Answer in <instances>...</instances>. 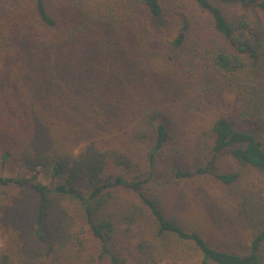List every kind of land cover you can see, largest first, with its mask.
I'll list each match as a JSON object with an SVG mask.
<instances>
[{
	"label": "trees",
	"instance_id": "16d2710c",
	"mask_svg": "<svg viewBox=\"0 0 264 264\" xmlns=\"http://www.w3.org/2000/svg\"><path fill=\"white\" fill-rule=\"evenodd\" d=\"M0 4V264H264V0Z\"/></svg>",
	"mask_w": 264,
	"mask_h": 264
},
{
	"label": "rangeland",
	"instance_id": "374dc122",
	"mask_svg": "<svg viewBox=\"0 0 264 264\" xmlns=\"http://www.w3.org/2000/svg\"><path fill=\"white\" fill-rule=\"evenodd\" d=\"M1 5V4H0ZM223 10L228 13V14H231V13H242L243 11H246L244 9H242L240 6H222ZM250 13H253V14H256V11H254L253 9H249ZM260 16H262V14H259ZM206 21V22H205ZM205 24H210L211 23V20H209V18L206 17L205 19ZM207 26V25H206ZM207 118V116H206ZM171 171V167H167L165 165L163 166H157V168L155 169V174H156V177L158 176H166V175H169ZM50 182L49 179H44L43 180V183L45 184H48Z\"/></svg>",
	"mask_w": 264,
	"mask_h": 264
}]
</instances>
